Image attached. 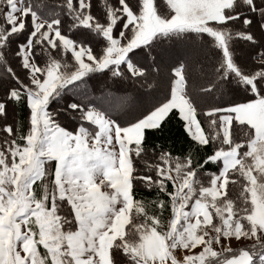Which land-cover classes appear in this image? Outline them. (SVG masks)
Returning a JSON list of instances; mask_svg holds the SVG:
<instances>
[{
  "label": "snow or ice",
  "instance_id": "obj_1",
  "mask_svg": "<svg viewBox=\"0 0 264 264\" xmlns=\"http://www.w3.org/2000/svg\"><path fill=\"white\" fill-rule=\"evenodd\" d=\"M0 264H264V0H0Z\"/></svg>",
  "mask_w": 264,
  "mask_h": 264
},
{
  "label": "trees",
  "instance_id": "obj_2",
  "mask_svg": "<svg viewBox=\"0 0 264 264\" xmlns=\"http://www.w3.org/2000/svg\"><path fill=\"white\" fill-rule=\"evenodd\" d=\"M96 94L99 95V93ZM21 114L26 115V112H22ZM161 140L166 142L169 147L174 148L176 151H182L187 147L185 136L181 135L178 124L170 126L164 133L163 137H161Z\"/></svg>",
  "mask_w": 264,
  "mask_h": 264
}]
</instances>
